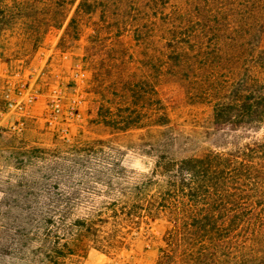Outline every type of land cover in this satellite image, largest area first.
I'll list each match as a JSON object with an SVG mask.
<instances>
[{"label": "rangeland", "instance_id": "374dc122", "mask_svg": "<svg viewBox=\"0 0 264 264\" xmlns=\"http://www.w3.org/2000/svg\"><path fill=\"white\" fill-rule=\"evenodd\" d=\"M162 1L144 20L137 4L113 14L118 25L144 21L150 36L143 47L130 31L111 38L115 23L97 15L76 40H60L64 23L41 28L33 42L26 0H0V264H156L164 222L153 221L150 231L144 224L139 232L137 224L122 228L130 234L116 252L105 253L95 246L115 227L99 214L111 203L121 205L128 186L149 176L159 157L233 151L264 136V125L217 126L213 114L236 81H264V0ZM92 34L99 41L92 42ZM174 46L186 49L181 70L168 58ZM125 78L148 81L147 111L133 117L156 113L154 87L165 124L119 130L99 122L106 107L112 117L122 113ZM19 89L36 95L24 115L7 107L6 93L13 97ZM55 89L60 109L52 115ZM16 117H25L23 125ZM66 167L113 168L118 177L59 172ZM84 217L93 219L90 231L99 236L77 244L74 220Z\"/></svg>", "mask_w": 264, "mask_h": 264}, {"label": "trees", "instance_id": "16d2710c", "mask_svg": "<svg viewBox=\"0 0 264 264\" xmlns=\"http://www.w3.org/2000/svg\"><path fill=\"white\" fill-rule=\"evenodd\" d=\"M132 4L142 8L143 19L149 14L147 9L161 6L164 1L26 0V34L34 42L42 34L41 28L58 29L65 23L60 40H76L93 15L105 24H113L117 22L114 16ZM109 6L116 11H109ZM114 30L113 39L130 31L138 46L148 44L150 35L146 32L144 21L124 25L115 23ZM89 36L94 38L92 42L99 41L93 34ZM180 42L177 44H182ZM175 47L168 58L170 62H177L176 66L181 70L186 66V49ZM262 80L255 77L249 86L243 83L245 79H241L231 85L229 95L213 106L215 124L231 129L244 126L260 129L264 125ZM147 85L148 81L144 79L143 83H138L125 78L120 87L121 96L125 98L122 113L112 117L106 107V115L98 117L99 122L119 130L141 128L148 123L165 124L168 117L154 87L151 91L158 105L156 113L153 117H133L134 113L144 114L147 111ZM132 98L135 101L129 102ZM59 172L80 178L87 175L94 178L105 176L109 180L118 177L113 168L66 167ZM123 197L121 205L111 203L105 215L97 217L115 227L95 246L102 252L118 250L120 245L117 243L130 234L122 228L137 224L139 232L141 224L148 230L153 221H160L165 224L161 237L164 246L160 248L156 264H264V136L233 151L211 150L179 159L159 157L151 174L130 184ZM35 208H32L33 212ZM92 220L91 217L74 220L79 230L74 242L78 244L90 234L96 238L99 236L96 230L90 231L91 223H95ZM93 238L94 241L99 240ZM58 252L64 255L62 251Z\"/></svg>", "mask_w": 264, "mask_h": 264}, {"label": "built area", "instance_id": "2783aa9c", "mask_svg": "<svg viewBox=\"0 0 264 264\" xmlns=\"http://www.w3.org/2000/svg\"><path fill=\"white\" fill-rule=\"evenodd\" d=\"M76 75H79L78 73ZM36 98V95L33 93H26V90L19 89L13 97L10 96V93H6L7 107L10 110H15L18 113L24 115L26 111V105L31 104ZM50 111L52 115H56L60 109V95L59 92L55 89L53 91V96L50 103ZM25 117H16L18 125H23V119ZM55 117H50L49 123L53 122ZM10 127L15 129L14 124H10Z\"/></svg>", "mask_w": 264, "mask_h": 264}]
</instances>
